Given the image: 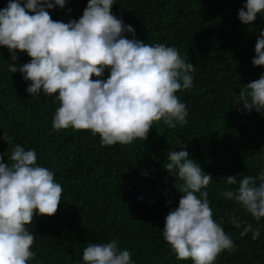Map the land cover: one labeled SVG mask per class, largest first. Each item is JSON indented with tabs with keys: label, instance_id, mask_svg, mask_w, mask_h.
<instances>
[{
	"label": "trees",
	"instance_id": "trees-1",
	"mask_svg": "<svg viewBox=\"0 0 264 264\" xmlns=\"http://www.w3.org/2000/svg\"><path fill=\"white\" fill-rule=\"evenodd\" d=\"M89 0H66L63 9L49 10L55 21L82 17ZM9 0H0V9ZM112 14L135 29V39L151 45L175 47L195 66L191 90L176 95L188 111L187 124L168 128L155 123L146 141L101 146L99 135L72 128L55 131L52 119L59 102L41 92L29 96L17 71H8L11 54L0 47V154L8 161L20 144L35 150L37 164L54 172L63 188L53 217L36 215L28 226L35 234L29 264H84L90 243L116 240L131 253L132 264H192L180 261L163 238L165 217L179 206L183 181L163 167L169 151L186 149L189 158L213 178L208 191L214 218L235 243L215 264H264V218L257 222L235 202L222 196L230 187L226 176H257L264 170V115L238 105L241 88L264 75L255 67V45L264 31V14L244 25L238 11L246 0H114ZM23 6V4H22ZM246 10V9H245ZM127 38H133L128 34ZM16 67L29 63L17 52ZM109 75L104 73V79ZM95 79V78H94ZM231 214L260 229L251 233L228 222Z\"/></svg>",
	"mask_w": 264,
	"mask_h": 264
},
{
	"label": "clouds",
	"instance_id": "clouds-1",
	"mask_svg": "<svg viewBox=\"0 0 264 264\" xmlns=\"http://www.w3.org/2000/svg\"><path fill=\"white\" fill-rule=\"evenodd\" d=\"M23 4V6H22ZM66 0H9L0 9V47L11 54L8 71H19L30 85L29 96H55L59 102L52 119L57 132L72 128L99 135L101 146L128 145L146 141L153 125L168 128L187 124L186 105L176 95L191 90L195 66L175 47L151 45L135 39V29L112 14L114 0H89L83 15L67 23L55 21L49 10L65 7ZM246 9V10H245ZM264 14V0H246L238 11L244 25H252ZM131 34L133 38H127ZM17 52L30 62L15 66ZM255 67H264V31L255 45ZM109 75L104 79V73ZM95 78V79H94ZM238 105L249 113L264 115V75L244 85ZM8 145L13 137L0 136ZM163 166L183 181L179 206L165 217L163 238L180 261L215 264L224 251H235V243L214 218L206 189L212 183L186 149L169 151ZM230 186L222 196L235 202L255 221L264 218V170L257 176L229 175ZM63 188L47 167L37 164L35 150L16 144L8 161L0 154V264H29L35 258V234L28 226L36 215L53 217L61 204ZM228 222L251 233L260 229L237 218ZM84 264H132L131 253L116 240L90 243L83 250Z\"/></svg>",
	"mask_w": 264,
	"mask_h": 264
}]
</instances>
